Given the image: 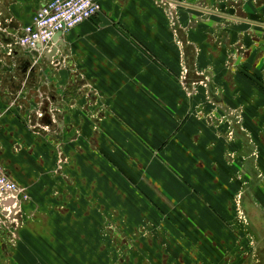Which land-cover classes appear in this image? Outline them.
Returning <instances> with one entry per match:
<instances>
[{
    "label": "crops",
    "instance_id": "0c3cea01",
    "mask_svg": "<svg viewBox=\"0 0 264 264\" xmlns=\"http://www.w3.org/2000/svg\"><path fill=\"white\" fill-rule=\"evenodd\" d=\"M48 1L0 0V162L8 178L19 180L23 152L48 145L47 130L77 142L88 133L86 120L101 132L111 120L143 118L155 129L145 135L169 136L149 149L138 144L160 153L142 182L174 201L175 216L192 217V246L240 264L245 246L234 234L232 200L242 194L251 226L258 236L264 231V0H101L95 17L54 35L36 77L18 74L24 51L7 42ZM75 146L82 156L86 145ZM89 146L94 153L99 144ZM176 165L183 168L174 173ZM177 241L192 263L209 258Z\"/></svg>",
    "mask_w": 264,
    "mask_h": 264
},
{
    "label": "rangeland",
    "instance_id": "374dc122",
    "mask_svg": "<svg viewBox=\"0 0 264 264\" xmlns=\"http://www.w3.org/2000/svg\"><path fill=\"white\" fill-rule=\"evenodd\" d=\"M184 79L180 73V80ZM88 91L91 94L92 90ZM143 114L147 118L148 114ZM137 120L114 119L101 132L95 122L86 120L88 133L77 142L73 134L58 136L56 127L45 128L50 137L48 145L44 143L45 147L41 145L32 153L23 152V161L17 163L19 180L11 178L28 200L22 205L18 225H0V231L5 232L0 234V264H4L5 256H14L8 264H179L177 239L186 243L193 240L194 221L192 217L175 216L174 201L161 200L154 183L148 179L142 182L143 176L152 174L145 172L155 171L153 161L160 160V153L138 147L140 142L154 147L169 135L163 131L162 137L147 136L146 132L154 134V127L148 120ZM135 122L141 123L142 129L134 131ZM79 142L86 145L82 156L75 150ZM97 143L92 153L89 144ZM170 154L163 153V164L170 165ZM181 168L172 166V171ZM260 179L264 184V176ZM231 206L234 234L245 246L238 263L264 264V231L259 232L261 238L251 226L253 216L243 205L242 194ZM260 218L264 228V215ZM191 247L201 259L209 255L204 264H224L225 254L219 256L215 253L218 249L209 252ZM186 250H180L185 253L182 260L188 257L189 264H197Z\"/></svg>",
    "mask_w": 264,
    "mask_h": 264
},
{
    "label": "built area",
    "instance_id": "2783aa9c",
    "mask_svg": "<svg viewBox=\"0 0 264 264\" xmlns=\"http://www.w3.org/2000/svg\"><path fill=\"white\" fill-rule=\"evenodd\" d=\"M100 2L101 0L46 2L34 15L31 23L24 27L22 36L15 39V46L29 52L46 53L55 34L68 32L95 17L100 12ZM27 200L28 195L5 175L0 164V225H18L22 205Z\"/></svg>",
    "mask_w": 264,
    "mask_h": 264
},
{
    "label": "flooded vegetation",
    "instance_id": "af4514ba",
    "mask_svg": "<svg viewBox=\"0 0 264 264\" xmlns=\"http://www.w3.org/2000/svg\"><path fill=\"white\" fill-rule=\"evenodd\" d=\"M18 50H20L21 53L24 51V53L22 55H20L18 57V59H17V62H18V67H17V70H16L17 73L18 74L21 73V74L24 75V73H26V71L28 70V73H29L31 78L36 77L37 70L39 68H42V66L45 64V60H44L45 57L41 56V54H38L36 56L35 55L36 54L35 51L29 52V51H27L25 49H20L19 47L15 46V50L14 51L18 52ZM0 164L3 167V169H4L3 164L1 162H0ZM4 173L7 176L5 169H4ZM178 263L182 264V258L180 256H179V259H178Z\"/></svg>",
    "mask_w": 264,
    "mask_h": 264
},
{
    "label": "water",
    "instance_id": "95a60500",
    "mask_svg": "<svg viewBox=\"0 0 264 264\" xmlns=\"http://www.w3.org/2000/svg\"><path fill=\"white\" fill-rule=\"evenodd\" d=\"M58 36H56L55 38H54V41L56 40V38H57ZM14 40L13 39H11V40H9L7 43H8V45H10L11 47H15V44H14ZM35 54V53H34ZM36 56L38 55V53H36L35 54ZM47 107H48V103L46 102V103H44V106H43V108H42V112L45 114V120H49L50 118H49V111H48V109H47ZM51 121V120H50ZM49 125V124H48Z\"/></svg>",
    "mask_w": 264,
    "mask_h": 264
}]
</instances>
